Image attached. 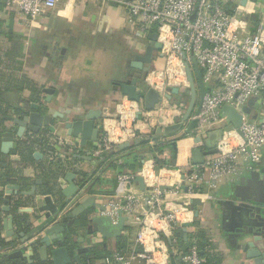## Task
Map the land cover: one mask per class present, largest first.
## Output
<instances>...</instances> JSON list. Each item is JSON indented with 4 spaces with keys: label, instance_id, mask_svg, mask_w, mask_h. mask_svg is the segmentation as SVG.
<instances>
[{
    "label": "crops",
    "instance_id": "1",
    "mask_svg": "<svg viewBox=\"0 0 264 264\" xmlns=\"http://www.w3.org/2000/svg\"><path fill=\"white\" fill-rule=\"evenodd\" d=\"M240 1L235 0V3L231 5L235 16L237 15V12H235L236 5H239L242 10L241 13H238L240 16L237 17L243 22V28L240 33H253L257 25L262 21L264 11L260 13L248 12L246 9L252 7L256 0H246L243 5ZM262 9L264 10V7ZM22 19L16 9L0 11V70L3 73V77H0V88L5 98L9 100L20 96L30 103L39 102V100L42 101L43 99L46 102V94L41 91V88L50 87L54 89V93L49 102L50 104H46L48 108L68 109L70 110V117L81 118L86 110L98 107L103 110L102 117H107L105 118L106 121L103 120V123L106 124L105 126L113 123L115 120L112 118L114 117L113 109L115 107L118 109L117 103L121 102L125 111L116 110L115 113L121 112L118 116L122 120L124 117L128 121L127 117H132V121L135 122L133 126L137 129V132H140V136L133 139H124L112 149L103 151L101 157H95L90 151L96 147V143L90 142L86 146L79 145L73 148V157L75 156V159L71 158L67 162L63 160L58 162V160L57 164L48 162L49 164L47 165L46 162L48 160L46 157L42 156L37 159L34 155L35 152L42 154L41 147L44 148V146L39 143L42 142L43 138L39 137L38 139L37 135L26 131L23 137L15 143L13 150L9 154L1 155L0 157V162L5 165L2 173H7L12 179L11 183L4 185L5 189L8 185H14L15 183L24 185L26 181L24 182L21 179L31 180L32 178H37L39 173L38 165L45 164V170L48 173L45 182L49 187L56 186L60 194L59 192L58 194L55 192L54 195L47 194L44 190L38 188L39 183L37 182V186H26L25 184L21 191H26L31 189L32 186H36L35 195L19 193L18 202L15 205H13V198H11L10 213L13 214L15 234L11 237H5L4 230L1 227L0 234L4 238L6 245L10 243L12 245L16 243L27 244L31 239H36V237L43 235L42 232L40 235H35L22 242L21 238L16 234L17 224L15 221L17 215L25 214L29 218L31 228L40 223L44 219V212H39L37 207L42 203L43 197L50 195L54 202L64 205L61 216L66 215L84 199L94 197L95 203L91 208L87 209V213L89 217L100 216L105 214L110 203L122 199V196L130 189L143 196L146 195V185L142 191L139 189L136 180L132 185L127 186L125 190L119 187L117 176L123 171H119L117 165L121 166L131 162L136 154L139 158L140 166L135 172L130 171V173L137 176L143 167H152L159 178L160 187L164 184H172L173 186L182 177L187 165L192 164V149L200 145L195 142L196 135L194 132L181 136V131L170 134H158L155 130L158 125L172 124L173 119L185 111L189 97L184 93L181 97L173 94L171 101L167 100L168 103L172 104L171 108L178 105L180 107L179 111L172 116L169 113L174 112V110H167V112L164 111L158 114L159 124L152 127L155 130L154 134H148L149 128L147 124L140 120L143 112L136 117V113L142 111V104L128 100L121 94L119 88H116L109 80L110 77H115L116 70L119 67L118 61L120 58L118 56L120 55H116L118 53L116 52V47H31V36L36 31L37 25L47 21L49 22L50 31L46 35L53 33L61 35L63 32L65 35H83L89 30L94 32L101 31L102 33L117 35L119 40L127 46L120 47V49L124 48L128 52L138 53L140 52L139 47H144L148 42V36L145 38L136 35L139 27L128 19L124 8L112 3L104 4L98 0H65L60 2L56 9L49 11L44 18H39L35 21L31 27H24L21 24ZM57 27L62 31L60 32ZM126 29L130 32L131 30L133 31L139 45L132 44L129 41L124 32ZM44 35L45 33H42L40 36ZM59 50L62 52V61L60 62L58 61ZM105 51H108L106 53L109 54V62L105 58L103 61L101 54L105 53ZM73 52L75 56H73ZM156 57L162 56L156 54ZM188 66L195 81L198 98L197 72L192 59L188 61ZM199 70L201 71L200 68ZM170 87H166L165 90L167 91V88ZM183 87H188V83ZM184 90L185 88L181 89V91ZM263 101L262 95L249 98L244 105L250 107V113L244 115V119L248 121H264ZM138 105L141 106V110ZM4 107L7 108L6 105H3L2 109H5ZM128 108L130 110H127ZM155 108L153 112L157 113ZM81 109H84V112ZM161 117L166 119V121L162 122L163 124L159 122ZM11 129L14 130L15 126L1 118L0 136L4 131ZM44 132L46 131L43 128L39 135ZM55 136L70 138V141L76 145L77 140L66 135L64 130L58 126H55ZM126 142L130 144L121 148L120 145ZM104 154H107L106 157ZM112 162L116 164V167L111 166ZM240 166V173H232L223 177L213 187H209L204 183L195 186V194L192 197L190 196L189 208L192 210V217L190 221L186 222L188 223L185 229L186 236L177 233L178 229H181L182 223H185L183 221L175 228L173 237H166L164 244L161 243L160 249L154 250L159 263L137 260L134 264H186L185 254L193 244L196 245L199 256L202 259L201 264H241L242 259L233 255L232 245L225 236L229 226V217L226 214L231 213L233 210L230 204L232 201L237 205L238 202L244 200L242 196L248 194L247 189L252 183L258 184L259 181H264V172L261 171L264 169V148L260 149L257 161L241 160ZM64 167L67 169L66 171L74 172L75 170H80L88 175L85 184L81 186L83 190L87 188L88 191L81 195L78 203L76 200H69L64 204V197L61 194V190L67 185L64 180L66 171L62 170ZM0 180L4 181L5 177L1 175ZM75 182L78 183L77 177H75ZM4 187L0 186L2 195L7 192ZM171 189L161 190L167 201H179L183 197H187V195L183 194H180V196L173 195ZM143 204L147 208L146 201H143ZM102 208H105L104 212L101 211ZM196 212L197 215H195ZM123 215L126 217V221L121 234L127 235L134 241L135 246L139 248L136 236L140 223L131 215L126 213H123ZM5 216V213L0 212L1 221ZM81 217L83 215L74 217V223L68 226H76V222ZM86 223L85 221L83 225L76 227L70 235L69 239L73 243V247L69 248L71 253H75L78 247H86L88 250L97 245L109 250L115 248L116 237L104 238L99 232H89L85 226ZM17 226L20 228L21 224ZM173 239H175V243L172 242ZM83 253L80 254V257Z\"/></svg>",
    "mask_w": 264,
    "mask_h": 264
},
{
    "label": "built area",
    "instance_id": "2",
    "mask_svg": "<svg viewBox=\"0 0 264 264\" xmlns=\"http://www.w3.org/2000/svg\"><path fill=\"white\" fill-rule=\"evenodd\" d=\"M63 1L65 0H0V11L16 9L23 18L21 24L28 28L39 18H44L49 11L56 9ZM98 1L124 8L128 19L138 25L136 35L139 37L147 38L152 32L158 34V41L162 44L160 52L166 68L164 72L167 74L170 71L171 74L169 73L166 80L164 72L161 71L163 69L151 73L149 71L145 83L157 90L161 97L168 86L182 88L187 85L183 62L184 59L187 62L195 59L202 71V80L206 88L200 110L198 114L193 115L197 119L195 135H204L209 128L225 124L221 116L223 105H232L240 110L249 98L262 95L264 22L260 21L253 33L241 34L242 20L234 15V11H229L235 0ZM262 7L264 0H256L252 7L246 10L260 13L264 11ZM235 12H242L239 5L235 6ZM150 74L154 77L153 82L149 80ZM181 77L183 80L176 82L177 78ZM105 125L103 123L102 135L96 147L90 150L95 157H101L103 151L112 149L124 139L136 138V128L122 127L120 133L116 135V128H113L112 124ZM116 136L118 141L113 140ZM51 145L50 159L56 164L60 160L69 161L73 148L78 147L70 138L60 136L51 138ZM261 148H264V121H248L243 117L239 132L236 130L224 132L217 144L216 154L206 156L203 163L197 167L193 164L187 165L182 177L171 189L173 195H187L179 201H167L162 195L159 178L154 169L143 167L138 174L144 179L146 195L130 189L122 199L110 203L105 214L109 215L112 221H116L118 211L122 210L137 220L140 223L137 241L145 248L143 251L126 255L113 253L92 264H134L137 260L159 263L154 250L160 249L166 237H173V232L180 222L191 220L192 210L189 208V202L195 194V186L204 183L213 187L223 177L240 173L241 160L257 161ZM63 170L67 169L64 167ZM135 177L136 175L130 172L118 174L119 187L125 190L134 183ZM143 201H146L147 208L144 207ZM172 242L175 243V239ZM148 245H151L152 249H148ZM16 249L27 252L28 246L25 243L10 248ZM187 253L186 260L190 264H201L202 259L195 244Z\"/></svg>",
    "mask_w": 264,
    "mask_h": 264
},
{
    "label": "water",
    "instance_id": "3",
    "mask_svg": "<svg viewBox=\"0 0 264 264\" xmlns=\"http://www.w3.org/2000/svg\"><path fill=\"white\" fill-rule=\"evenodd\" d=\"M242 5L246 0L240 1ZM162 44L158 41V34L152 32L148 34V42L140 52L135 54L130 67L135 69H143L147 71L149 66L154 62L156 54L161 56L160 50ZM264 53V49H263ZM184 58V55H182ZM193 65L197 72V81L199 86V95L197 98L195 81L188 66V62H183L184 71L186 74L188 87L184 91L177 86L167 88L163 94L166 100L171 101L172 95H181L184 93L189 97L185 111L177 115L173 119V123L169 125H160L156 128L158 134H170L181 131V136L194 132L197 127V119L193 115L198 114L203 95L205 93V84L202 80L201 71L199 70L196 61L192 58ZM146 65V66H144ZM119 91L128 100L141 103L144 110L151 111L156 104L162 100L160 93L152 87H148L146 83L137 82L134 77L122 83H117ZM41 91L46 94L45 101L47 104L51 101L54 89L50 87H42ZM264 100V89L262 92ZM181 99V98H180ZM179 99V100H180ZM254 101V100H253ZM184 103V102H183ZM264 106V101L262 102ZM48 105L31 102L29 108H25L21 116H4V118L13 122L16 126L14 131H5L1 134L0 139V154H8L14 147V143L22 137L25 131L38 133L43 128H48L49 131H54L55 126L64 130L66 135L75 138L76 146H85L87 142H95L98 140V125L97 121L102 118L103 110L101 108L88 109L81 118L70 117V110L64 108L50 109ZM27 107V106H25ZM142 113L138 111L136 117ZM250 113V107L243 105L240 110L232 105H223L221 108V116L225 124L216 128L208 129L204 135H196L195 142L200 144L198 147L192 149V164H202L206 156L217 153V144L222 139L224 132L236 130L239 132V127L242 124L244 115ZM162 122V119L159 120ZM130 143L126 142L120 147L128 146ZM37 159L42 157L39 152L34 153ZM264 172V169L261 170ZM76 174L72 171H66L64 180L67 183L66 187L61 190L64 197V204L69 200H76L78 203L81 195L86 193L88 189H82L81 186L75 182ZM139 189L144 190V179L141 175L135 177ZM37 179V183H40ZM259 190H250L247 195H243V201L236 205L234 201L232 205V212L226 214L229 218V226L227 227L226 239L233 248V255L242 259L241 264H264V181H259ZM18 187L15 185H8L7 192L3 197L4 205L1 206V211L6 213L2 220V227L5 237H11L15 234L13 224V214L10 213L11 192ZM172 184H164L160 190L170 189ZM36 187L22 191L24 195H35ZM198 203V201H196ZM76 203V204H77ZM95 203L94 197L84 199L80 204L76 205L66 215L61 216L64 210L63 204H57L52 200L50 195L43 197L42 203L37 207L39 212H44V219L36 226L32 227L28 232H16L22 242L32 238L35 235H43L28 241L27 246L29 252H24L23 249L13 250L8 253L9 258L18 257L25 258L29 262L34 253V247H37V253L40 259L50 260L53 264H70L72 261L80 263V254L86 252V247H78L75 253H71L69 247L66 245V236L68 232V225L74 223L73 219L76 216L83 215V219L87 222V231L99 232L104 238L117 237L121 235L124 227L126 217L123 211H118V217L115 222L112 218L103 214L100 216L89 217L87 209L91 208ZM200 203V202H199ZM102 212L105 208L101 209ZM197 215V212L195 213ZM186 226L188 223H182L181 229L177 233L186 236ZM12 244H8L0 249L11 248ZM188 253L185 254L187 257ZM186 264H190L186 260Z\"/></svg>",
    "mask_w": 264,
    "mask_h": 264
},
{
    "label": "flooded vegetation",
    "instance_id": "4",
    "mask_svg": "<svg viewBox=\"0 0 264 264\" xmlns=\"http://www.w3.org/2000/svg\"><path fill=\"white\" fill-rule=\"evenodd\" d=\"M57 28L59 29V27H57ZM59 30H60V32L62 31L61 29H59ZM49 31H50L49 22L46 21V22H43V23H40L39 25H37L36 31L31 36V47H109V48L110 47H116V52H118L116 55H118V54L120 55V56H118L120 58L118 61L119 67L116 70L115 77L114 78L110 77V79H109L110 82L113 85H115L116 88H119L117 83L125 82V81L132 79L134 77L137 78V82L141 81V83H145L146 74H148V72L150 71L152 64L149 66L147 71H144L143 69L131 68L130 67V61L133 60V58H134L135 54H137V52L132 53V52H128V50H125L124 48L120 49V47H127V46H125L119 40L117 35L109 34L106 32L102 33L101 31H95L94 32L91 30L87 31L83 35H72V34L71 35H65L64 32L61 33V35H57V33L46 35L49 33ZM42 33H45V35L40 36ZM61 53L62 52L59 50L58 51V56H59L58 61L59 62L62 61ZM73 56H75L74 52H73ZM144 66H146V65H144ZM1 97L3 98V102L1 104V106L6 105L7 108L4 107L5 109H2V111L0 112V119L1 118L5 119L6 121H8L12 124H13V122L4 118V116H21L23 114V111L25 110V108L26 109L29 108L30 102L28 100L27 101L24 100L20 96L17 98L9 99V100L7 98H5L4 96H1ZM42 102H44V99L42 101L39 100L38 103L45 104V105L47 104V102H44V103H42ZM25 106H27V107H25ZM96 108H98V107H96ZM81 110L84 112V109H81ZM102 120H103V117L97 121L98 129H99L98 140L93 142V143H97L101 138V135H102L101 126L102 125H100L99 122H101ZM13 126H15V125L13 124ZM15 129H16V126H15ZM44 129L46 132H44L42 134L43 136L39 135L40 131L38 133H32V132H30V133L37 135L38 139H39V137L43 138L42 139V145L44 146V148L42 147L41 152H42V156L46 157V159L48 160L46 162L48 165L49 164L48 162H52L49 154H50V151L52 150L51 138L55 137V128H54V131H49L47 127ZM14 130L11 129V130H7V131H14ZM24 133H23V135H24ZM23 135H22V137H23ZM0 139H1V136H0ZM19 139L15 143H17L19 141ZM15 143H14V147H15ZM88 143H90V142H87L86 145ZM1 155H5V154H0V157H1ZM71 158H73V153L71 154ZM4 169H5V165L1 163L0 164V176L1 175L3 176V174L5 173V172L2 173V171ZM36 182H37V179H36ZM5 184H0V186L4 187ZM14 185L17 186L18 188L14 189L11 192V198H13V199L19 198V193L22 192L21 187H19L20 186L19 183H15ZM259 188H260V185H258L256 183H252L251 186L248 187L247 191L249 192V189L250 190H253V189L259 190ZM4 189H5V187H4ZM5 190H7V187ZM13 194H14V196L12 197ZM0 195H1L0 212L5 213V212L1 211V206L4 205L3 197H4L5 193H4V195H2V192L0 191ZM1 227H2V221L0 223V229H1ZM15 245H19V244L16 243V244L12 245V247ZM5 246H7V245H5ZM5 246H3V247H5ZM4 250H6V249H4ZM11 251H13V250H10V248H9L6 252L8 254Z\"/></svg>",
    "mask_w": 264,
    "mask_h": 264
},
{
    "label": "trees",
    "instance_id": "5",
    "mask_svg": "<svg viewBox=\"0 0 264 264\" xmlns=\"http://www.w3.org/2000/svg\"><path fill=\"white\" fill-rule=\"evenodd\" d=\"M232 8L233 7L230 6V9H229L230 12H232V10H233ZM0 77H3V73L1 70H0ZM1 96H3V93H2V89L0 88V112L2 111L1 104L3 102V98ZM41 144H42V142H41ZM24 145H26V144H24ZM104 155L106 157L107 154H104ZM73 158L75 159V156ZM38 166H39V173L37 174V178L41 179V182L38 184V188L40 190H44L47 194H50V195H54L55 192H57V194H58L59 189L56 188V186L49 187L47 185V183L45 182V178L48 176V173H46V170H45L46 165L42 164V165H38ZM111 166L116 167V164L112 162ZM139 166H140L139 158L135 154L134 158L131 162L126 163V164L121 165V166L117 165V168L121 172L122 171L123 172L124 171L135 172L137 170V168H139ZM74 173L76 174V177L78 178V184L80 186H83L86 182V179L88 178V175L81 172L80 170H75ZM3 176L5 177V180L4 181L0 180V184L12 182V179H10V177L7 173H4ZM37 178L35 177V178H32L31 180H27V179H21V180H23L24 182L26 181L25 182L26 186L27 185H36L37 186V184H36ZM24 185H20V187L24 188L25 187ZM59 194H60V192H59ZM17 199L18 198L13 199V205H15L16 202H18ZM0 200H1V195H0ZM15 221H16L17 225L21 224L20 228H18V226L16 225L17 231L24 230L25 232H27L31 229V224H30V221H29V218L27 215H25V214L17 215L15 217ZM0 223H1V221H0ZM84 223H85V220L83 219V217H81L76 222V226L68 227L67 239H66L65 243L70 249L73 247V243L69 239L70 235L76 229V227H79V226L83 225ZM5 245L6 244H5L4 238H2L1 234H0V248L5 246ZM70 245H71V247H70ZM135 245L136 244L134 243V241H132L127 235L124 236L121 234V235L116 237V246L113 250H109L108 248H103L101 245H97V246L92 247L90 250H88L87 252H84L82 254V256L80 257V259H81L80 263H76L75 261H73L70 264H92L95 261H97V260H99V259H101L107 255H111L113 253H121L124 255L130 254L131 252H135V251L140 250V247L138 248V246H135ZM0 264H53V263L50 260H43L42 261L38 255V253H37V247H34V255L31 257V262H28L25 258H18V257L9 258L7 252H5L4 249H0Z\"/></svg>",
    "mask_w": 264,
    "mask_h": 264
},
{
    "label": "rangeland",
    "instance_id": "6",
    "mask_svg": "<svg viewBox=\"0 0 264 264\" xmlns=\"http://www.w3.org/2000/svg\"><path fill=\"white\" fill-rule=\"evenodd\" d=\"M240 15L237 13V15H236V17H239ZM264 20V14H263V16H262V21ZM124 32H125V34L127 35V38L129 39V41L132 43V44H137V45H139L138 44V40H137V38L134 36V33H133V31L131 30V32L130 31H127V29L126 30H124ZM141 44H143V43H141ZM144 47H139V49L140 50H142ZM106 52H108V51H105V53H102L101 55H102V58H103V61H104V58H105V60L106 61H110L109 60V58H108V53H106ZM161 53V52H160ZM158 54V53H157ZM155 62V63H154ZM154 62L152 63V65H151V69H150V73L152 72V71H160L161 69H163V70H161V71H166V68H165V64H164V61H163V57H156L155 58V60H154ZM169 73L171 74V72L169 71ZM169 73H165L164 72V76L166 77V80H168V78L167 77H169ZM147 75L148 74H146V77H147ZM149 80L150 81H152L153 82V80H154V77H153V75L152 74H150L149 75ZM157 80H158V78H157ZM165 80V79H164ZM159 85H160V80H159ZM158 85V86H159ZM166 85V84H165ZM184 88H186V87H183V88H180V89H184ZM164 90V88L161 90V91H163ZM165 91L166 90H164L163 91V93H162V100L161 101H159L157 104H156V111H157V113L156 112H153L154 111V109L153 110H151V111H147V110H144L143 108H142V112H143V116L140 118V120H141V122H143L144 124H147V127L149 128V131H148V134L149 135H152V134H154V132H155V130H153L152 129V127H155L156 125H158L159 123H158V114H161V113H163L164 111L165 112H167V110H174V111H179V108L180 107H178V105L176 106V107H173V108H171L172 107V104L171 103H168L167 102V100H166V98L164 97V93H165ZM117 105H118V109H116L117 107H115L113 110H114V117H112V118H114L115 120H118V121H113V119H111L112 121H113V123H111L112 125H113V128L115 127L116 129H115V131H116V135H118L119 133H120V130H121V128L123 127V128H128V129H132V128H134V121H132V117H127L129 120L127 121L126 119H124V117H123V123H121V117L120 116H118L119 114H121V112L120 113H118L117 114V112L115 113V111L116 110H119V111H125V109L122 107V103L121 102H118L117 103ZM139 106V109L141 110V106L140 105H138ZM127 110H130L129 108L127 109ZM123 114H124V112H123ZM169 115H171V113H169ZM105 118H107V117H103V120H106ZM130 118H131V120H130ZM108 119H110V118H108ZM103 120L100 122V125H103ZM158 126H160V125H158ZM157 126V127H158ZM102 127V126H101ZM144 128V127H143ZM147 134V135H148ZM136 135L137 136H140L139 135V132H136ZM135 135V137H137ZM114 141H118V136H116V137H114V139H113ZM144 219V218H143ZM142 219V220H143ZM149 220V219H148ZM149 222V221H148ZM139 228H140V226H139ZM138 236V235H137ZM137 236H136V239H137ZM139 246H140V251H143V249L145 248L144 246H143V244H141V243H137ZM153 246V245H152ZM148 249H152V247H151V245H148V247H147ZM157 249H155V251H156ZM154 251V252H155Z\"/></svg>",
    "mask_w": 264,
    "mask_h": 264
},
{
    "label": "bare ground",
    "instance_id": "7",
    "mask_svg": "<svg viewBox=\"0 0 264 264\" xmlns=\"http://www.w3.org/2000/svg\"><path fill=\"white\" fill-rule=\"evenodd\" d=\"M179 80H183V77H181L180 79L177 78L176 82H178ZM175 113H176V111L172 112V113H171V116H172L173 114H175ZM161 119H162V122L166 121L165 117H161ZM162 122H161V124H163Z\"/></svg>",
    "mask_w": 264,
    "mask_h": 264
}]
</instances>
